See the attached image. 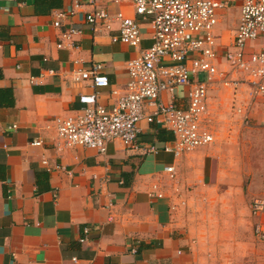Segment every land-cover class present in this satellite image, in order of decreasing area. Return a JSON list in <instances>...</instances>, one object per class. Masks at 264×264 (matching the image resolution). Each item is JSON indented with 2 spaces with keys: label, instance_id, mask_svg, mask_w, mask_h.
I'll use <instances>...</instances> for the list:
<instances>
[{
  "label": "crops",
  "instance_id": "0c3cea01",
  "mask_svg": "<svg viewBox=\"0 0 264 264\" xmlns=\"http://www.w3.org/2000/svg\"><path fill=\"white\" fill-rule=\"evenodd\" d=\"M76 2L82 6L75 8ZM96 3L112 15L119 8L133 14L126 0ZM90 8L86 0H0V89H10L14 97L13 106L0 107V264H202L178 212L185 199L173 193L177 186L163 171L171 164L178 173L185 164L200 166V156L175 158L163 151L161 145L172 141V133L146 123L136 148L118 140L104 153L59 144L54 117L73 113L80 107L79 94L93 90L88 81L73 82V59L104 63L110 85L98 89L99 101L110 105L111 88H125L126 62L152 41L149 23L141 19L138 48L113 40L118 23L113 20L108 30L94 29L84 20ZM59 11L66 13L64 24L82 30L75 37L79 50L68 47L53 26ZM238 20L239 4L220 11L214 32L219 47L223 27L233 23L236 28ZM257 46L250 43L253 49ZM213 88L209 125L217 123ZM230 92V109L239 115ZM177 96L176 104L185 107L186 87H179ZM239 97L248 103L246 89ZM163 99L169 101L170 95L164 93ZM257 109L264 110V101L250 103L248 118ZM12 124L16 128H8ZM36 138L41 146L29 144ZM149 145L158 151L148 152ZM158 191L163 197L155 196Z\"/></svg>",
  "mask_w": 264,
  "mask_h": 264
},
{
  "label": "built area",
  "instance_id": "2783aa9c",
  "mask_svg": "<svg viewBox=\"0 0 264 264\" xmlns=\"http://www.w3.org/2000/svg\"><path fill=\"white\" fill-rule=\"evenodd\" d=\"M235 1H239L238 23L231 41L219 47L214 33L218 15ZM86 2L91 8L85 11L84 20L94 29L108 30L114 20L118 34L112 39L138 48L142 40L138 22L141 19L149 23L152 41L126 62L125 88H111L114 101L110 105L99 101L98 89L110 85L103 73L104 63L73 59V82L88 81L93 90L79 94L80 107L73 113L54 117L59 144L104 153L109 143L118 140L126 148H136L141 124H155L173 135L172 141L163 142L161 149L180 158L215 141V133L206 121L209 91L214 85L232 90V108L244 119L248 118L250 103L264 101V0H126L132 15L120 8L112 15L96 0ZM81 6L79 2L74 5ZM65 17V12H57L53 26L59 29L60 38L68 47L79 50L75 37L82 30L64 24ZM250 43L260 46L253 49ZM57 46L63 44L59 42ZM221 60L228 66L221 68ZM179 87L187 89L185 107L176 104ZM243 89L249 93L248 103L240 100ZM164 93L170 95L169 101L163 99ZM29 144L41 146L42 141L36 138ZM147 151L157 152L158 147L149 145ZM42 163L46 164V159ZM163 171L177 186L173 193L178 198L181 188L175 165H165ZM155 196L163 197V193L158 191ZM177 207L178 203L172 208ZM250 210L252 234L264 242V199H252Z\"/></svg>",
  "mask_w": 264,
  "mask_h": 264
},
{
  "label": "rangeland",
  "instance_id": "374dc122",
  "mask_svg": "<svg viewBox=\"0 0 264 264\" xmlns=\"http://www.w3.org/2000/svg\"><path fill=\"white\" fill-rule=\"evenodd\" d=\"M234 28L233 23L223 27L220 44L229 42ZM213 87L217 123L210 128L216 138L188 153L189 158L200 156L201 164H185L178 173V198L185 199L178 212L201 252L202 264H264V242L252 234L250 210L252 199H264V110L252 111L247 119L235 115L230 88Z\"/></svg>",
  "mask_w": 264,
  "mask_h": 264
},
{
  "label": "trees",
  "instance_id": "16d2710c",
  "mask_svg": "<svg viewBox=\"0 0 264 264\" xmlns=\"http://www.w3.org/2000/svg\"><path fill=\"white\" fill-rule=\"evenodd\" d=\"M14 105L12 91L8 88L0 89V107H11Z\"/></svg>",
  "mask_w": 264,
  "mask_h": 264
}]
</instances>
